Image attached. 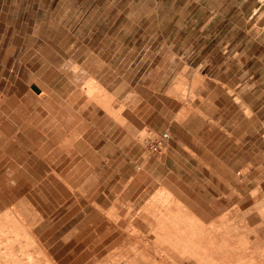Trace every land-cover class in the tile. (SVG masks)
<instances>
[{
	"label": "rangeland",
	"instance_id": "374dc122",
	"mask_svg": "<svg viewBox=\"0 0 264 264\" xmlns=\"http://www.w3.org/2000/svg\"><path fill=\"white\" fill-rule=\"evenodd\" d=\"M175 53L182 58H174ZM131 82L164 85L168 102L176 97L183 103V115L197 110L198 93L218 92L217 84L227 83L223 85L239 102L242 92L247 115L255 109L263 121V141L245 157L252 164L241 176L261 183L252 189L261 202L249 210L264 217V0H0V115L4 99L13 105L22 99L30 110L37 107L40 117L50 110L52 121L59 113L62 122L66 110L71 123L69 137L50 132V144L40 148L45 162L26 165L22 188L9 189L8 202L20 192L23 200L7 205L14 222L0 220V246L36 245L44 264H61L68 250L71 256L80 249H86L84 255L103 254L102 249L119 243L135 245V264L142 263L144 249L164 259L161 248L172 237L148 232L172 223L167 202L159 201V210L143 209L145 213H129L127 207L98 209L101 155L94 149L109 152L113 143L93 131H78L80 113L89 103L114 116L124 111L132 100ZM238 83L240 91L234 88ZM151 100L158 106L153 92ZM221 101L230 106L225 97ZM146 139L152 137L140 130L136 140ZM38 158L33 154L29 160ZM181 225L190 228L186 220ZM171 243L193 255L202 248L196 233H184ZM107 254L103 259L112 264L132 261L126 252Z\"/></svg>",
	"mask_w": 264,
	"mask_h": 264
},
{
	"label": "crops",
	"instance_id": "0c3cea01",
	"mask_svg": "<svg viewBox=\"0 0 264 264\" xmlns=\"http://www.w3.org/2000/svg\"><path fill=\"white\" fill-rule=\"evenodd\" d=\"M177 57L182 58L175 53L174 58ZM223 84L229 86L217 84L218 92L198 93L201 101L193 105L197 110L185 115L182 114L183 103L178 98L168 102L164 85L158 88L160 84L153 86L150 82H131L132 100L126 102L127 106L118 116L108 114L98 103H89L80 113V134L93 131L104 142L113 143L109 152L101 153L100 147L94 149L95 155H101L97 165L96 207L102 211L110 207L122 211L127 207L129 213H145L146 209L149 212L159 210L156 207L159 201L167 202V218L172 223L159 231L151 228L153 232H148L149 235L172 237L161 248L165 252L164 259L144 249L140 264H264V217L258 211L249 210L250 205L262 199L254 195L252 189L262 185L241 176V171L252 164L245 157L251 148L255 152L257 141H263V121L255 109L250 108L253 114L247 115L241 105L242 102L247 107L242 92H239L240 102L236 101ZM240 85H234L236 91H240ZM140 89L146 93L140 94ZM151 92L158 97V106L152 104ZM223 97L229 100L228 108L221 101ZM2 103L0 140L4 141V147H0V220L14 222L6 207L22 202L23 195L20 192L13 197L14 201L8 202L9 189L22 188V172L26 165L45 162L40 150L45 149L43 145L50 144V132H65L69 137L71 123L66 110L59 122V113L54 116L56 121L50 119V110L40 117L37 107L30 110L22 99L15 100L14 105L11 99H4ZM170 105L172 111H168ZM142 129L147 130L152 139L169 133L162 151H151L149 139L145 143L136 140ZM36 139H41L42 144L28 148L29 144L35 145ZM46 149L44 153L48 155L49 148ZM33 154L39 160L30 161ZM109 198L111 206L106 207ZM151 205L155 207L152 209ZM183 220L189 222L190 228H183ZM184 233H196L201 239L200 246L206 249H198L193 255L194 252H187L182 245L173 247L171 239ZM133 250L135 245L131 243L102 249L103 254L84 255L86 249H80L71 256L68 250L61 264H112L113 261L103 259L108 252L116 253L112 257L126 252L132 261L121 264H135ZM47 251L42 249V252ZM39 252L36 245L5 244L0 246V264H44Z\"/></svg>",
	"mask_w": 264,
	"mask_h": 264
},
{
	"label": "built area",
	"instance_id": "2783aa9c",
	"mask_svg": "<svg viewBox=\"0 0 264 264\" xmlns=\"http://www.w3.org/2000/svg\"><path fill=\"white\" fill-rule=\"evenodd\" d=\"M169 139V133H162L160 136L148 141L149 148L153 152H160L165 146L166 140Z\"/></svg>",
	"mask_w": 264,
	"mask_h": 264
},
{
	"label": "bare ground",
	"instance_id": "6f19581e",
	"mask_svg": "<svg viewBox=\"0 0 264 264\" xmlns=\"http://www.w3.org/2000/svg\"><path fill=\"white\" fill-rule=\"evenodd\" d=\"M26 235V234H25ZM203 240V239H202ZM195 241V240H194ZM184 243V242H183ZM195 243V242H194ZM185 245H186V243H185ZM191 251H194V250H192V248L190 249ZM201 251V250H200Z\"/></svg>",
	"mask_w": 264,
	"mask_h": 264
}]
</instances>
